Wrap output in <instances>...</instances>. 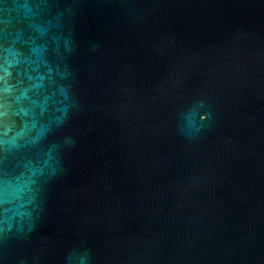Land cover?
<instances>
[{
	"label": "water",
	"instance_id": "1",
	"mask_svg": "<svg viewBox=\"0 0 264 264\" xmlns=\"http://www.w3.org/2000/svg\"><path fill=\"white\" fill-rule=\"evenodd\" d=\"M0 264H264V0H0Z\"/></svg>",
	"mask_w": 264,
	"mask_h": 264
}]
</instances>
